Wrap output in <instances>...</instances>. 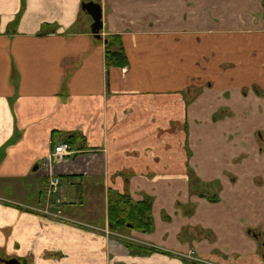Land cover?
Masks as SVG:
<instances>
[{
  "label": "crops",
  "instance_id": "crops-1",
  "mask_svg": "<svg viewBox=\"0 0 264 264\" xmlns=\"http://www.w3.org/2000/svg\"><path fill=\"white\" fill-rule=\"evenodd\" d=\"M109 35L125 66L106 65ZM263 139L264 0H0V258L264 264ZM67 140L64 214L105 228L111 196L150 198V231H114L135 253L24 208L49 203L42 161Z\"/></svg>",
  "mask_w": 264,
  "mask_h": 264
},
{
  "label": "trees",
  "instance_id": "trees-1",
  "mask_svg": "<svg viewBox=\"0 0 264 264\" xmlns=\"http://www.w3.org/2000/svg\"><path fill=\"white\" fill-rule=\"evenodd\" d=\"M41 33V32H39ZM104 56L107 66H125L127 64L126 55L121 45L118 35H109L104 39ZM68 141V140H67ZM66 141V142H67ZM70 141H68L69 143ZM71 144V143H70ZM189 180H193V173L189 175ZM199 186L202 183H199ZM194 183L191 184L193 187ZM206 186V185H205ZM209 188V187H208ZM217 196H211L209 200L216 201ZM108 225L114 231H123L124 229H135L148 232L152 229L153 223L150 215L151 202L146 197L141 201L132 202L125 195H113L108 199ZM130 252H133V244L130 240H124ZM154 251L151 248L139 250L140 253H150ZM135 253V252H133ZM25 264V262H22Z\"/></svg>",
  "mask_w": 264,
  "mask_h": 264
},
{
  "label": "built area",
  "instance_id": "built-area-1",
  "mask_svg": "<svg viewBox=\"0 0 264 264\" xmlns=\"http://www.w3.org/2000/svg\"><path fill=\"white\" fill-rule=\"evenodd\" d=\"M74 152H76V150H74L72 146L67 142L62 141L54 145L53 149L48 152V154L42 161V167L47 175L45 194L49 198V203L42 208H33L28 206H24V208L32 209L42 217L80 225L95 231H102L106 235H113L115 233L107 228H100L95 225L86 224L80 220L74 219L64 214L63 206L66 203V200L64 198V190L62 188V180L59 176L54 174L51 160L69 156ZM1 200L5 202H12L9 199L1 198ZM182 256L194 264H215L212 261H208L196 255L195 251L192 249H189L188 251L183 253Z\"/></svg>",
  "mask_w": 264,
  "mask_h": 264
},
{
  "label": "water",
  "instance_id": "water-1",
  "mask_svg": "<svg viewBox=\"0 0 264 264\" xmlns=\"http://www.w3.org/2000/svg\"><path fill=\"white\" fill-rule=\"evenodd\" d=\"M81 7L83 10H85L88 15L91 17L92 23H91V32L95 35V37H100V30L102 28V11H101V5L94 1H87L83 2L81 4ZM0 261L3 264H21V262L14 257L11 258H0Z\"/></svg>",
  "mask_w": 264,
  "mask_h": 264
},
{
  "label": "rangeland",
  "instance_id": "rangeland-1",
  "mask_svg": "<svg viewBox=\"0 0 264 264\" xmlns=\"http://www.w3.org/2000/svg\"><path fill=\"white\" fill-rule=\"evenodd\" d=\"M261 133H259V136L262 138V134ZM62 188L64 190V198H65L66 202H71V201H69V200H72V197H70V194H69V185L65 181H63V183H62Z\"/></svg>",
  "mask_w": 264,
  "mask_h": 264
},
{
  "label": "flooded vegetation",
  "instance_id": "flooded-vegetation-1",
  "mask_svg": "<svg viewBox=\"0 0 264 264\" xmlns=\"http://www.w3.org/2000/svg\"><path fill=\"white\" fill-rule=\"evenodd\" d=\"M105 228H107V229H109V230H111V231H113L114 232V230H112L111 228H109V226L108 227H105ZM115 233V232H114ZM121 233H119L118 235L115 233V234H113V236H116V237H120V238H122L123 240H126L122 235H120ZM106 235V234H105ZM21 262V261H20ZM21 264H23L22 262H21Z\"/></svg>",
  "mask_w": 264,
  "mask_h": 264
},
{
  "label": "bare ground",
  "instance_id": "bare-ground-1",
  "mask_svg": "<svg viewBox=\"0 0 264 264\" xmlns=\"http://www.w3.org/2000/svg\"><path fill=\"white\" fill-rule=\"evenodd\" d=\"M58 176V175H57Z\"/></svg>",
  "mask_w": 264,
  "mask_h": 264
}]
</instances>
